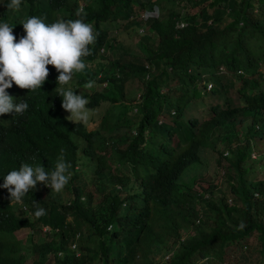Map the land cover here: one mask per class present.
Segmentation results:
<instances>
[{
  "label": "trees",
  "instance_id": "trees-1",
  "mask_svg": "<svg viewBox=\"0 0 264 264\" xmlns=\"http://www.w3.org/2000/svg\"><path fill=\"white\" fill-rule=\"evenodd\" d=\"M55 1L21 0L20 8L8 16L17 20L20 15L31 17L30 13H35L53 19ZM60 3L64 5L61 16L66 20L77 19L76 12L82 9L86 13L84 22L93 19L95 25L106 16L126 18L134 7L155 8L156 14L144 19L147 31L133 46H127L130 41L126 38V44L117 42L110 47L117 50L116 57L101 69L115 89L95 90L93 86L90 93L86 92L90 107L100 100L114 103L122 95L124 82L137 79L139 99L121 109L126 111L136 104L135 129L130 130V120L126 124L122 113L114 115L117 125L123 127L122 135L114 139L110 128L86 130L71 122L48 129V117L44 116L48 105L40 89L23 91L29 107L19 120L28 135L34 136L32 129L39 135L36 152L28 153V158L35 157L32 162L43 165L50 143L74 156L81 142L84 175L94 183L93 189L102 193L99 211L103 222L128 226L135 232L132 239L136 243L143 235L144 243L138 247L142 255L149 251L150 243L152 251L164 244L170 231L177 237L178 228L192 227L194 233L182 238L172 254L157 264H264V167H260L262 176L251 175L254 167L264 162V0H93L84 2L81 8L78 0ZM97 34L88 58L105 42L103 32L97 30ZM113 65L120 69L117 84L110 73ZM146 72L148 76L144 77ZM94 73L86 68L78 73L79 81L87 82ZM208 81L211 84L206 89ZM194 99L198 100V110L182 119L180 108ZM28 111H41L40 129L31 127ZM145 142H149L148 147H143ZM8 147L0 142V163L5 160L11 165L26 152L17 141L9 142ZM204 150L212 151L216 163L223 159L232 170L230 177H225L226 192L211 181L199 189L192 187L195 180L190 173L201 163ZM252 151L257 153L255 158L250 156ZM135 163L143 175L135 172ZM130 171L131 177L139 180L138 191L128 193L122 207L116 183L125 187ZM85 184L84 179L80 190ZM7 199L0 189L1 243L11 241L17 247L13 230L23 223ZM83 199L72 210L74 225L86 220L82 204L88 196ZM130 209L135 211L133 221L125 222ZM151 212L156 215L155 228L150 225ZM52 214L60 216L56 206H52ZM42 220L50 221V217L44 215ZM253 234L255 241L251 243ZM33 237V232H28V250L31 247L33 257L30 264H44L32 247L42 253L53 244L62 248L65 240ZM96 240V246L106 253L105 263L109 262V243L97 236ZM22 259L23 255L16 254L14 261L23 264ZM138 259L125 255L120 262L154 264L148 256Z\"/></svg>",
  "mask_w": 264,
  "mask_h": 264
},
{
  "label": "clouds",
  "instance_id": "clouds-1",
  "mask_svg": "<svg viewBox=\"0 0 264 264\" xmlns=\"http://www.w3.org/2000/svg\"><path fill=\"white\" fill-rule=\"evenodd\" d=\"M32 4L36 6L34 1ZM20 5L21 0H0V134L2 135L0 142L8 147L9 142L17 141L26 148V152L19 155L13 164L7 165L5 160H1L0 163V189L23 223L13 230L14 238L18 241L17 247L11 241H8L9 244H2L3 240L0 237V264H17L14 261L16 254L23 255V264L31 263L33 257L30 253L31 247L28 250V232H33L32 240H37L35 237L40 233V236L52 241H58L61 237L65 239L62 248H57V245L53 244L42 253L32 247L35 253L41 255L44 264H121L120 257L125 255L132 260L133 257L141 260L152 252V244L148 246L149 251L142 255L138 247L144 243L143 235L136 243L132 239L135 232L128 226L120 227L109 221L103 222V214L99 211L102 208L100 205L102 193L93 189L94 183L84 175L85 161L82 158L81 142L74 156L48 142L50 146L46 153V162L43 165L33 163L32 159L34 160L35 157L28 158V153L35 154L39 135L32 128L40 129L43 116L41 111H28V116H31L28 120H32L31 129L34 136L24 131L19 116H23L29 107L22 97V92H34L40 89L41 98L47 100L48 111H44V116L48 117V129H55L61 124L71 122L81 125L86 130L110 128L111 132L117 122L115 118L112 120L114 115L107 109L99 117L95 127L86 128L90 119L89 109L95 107L88 105L86 92L90 93L92 91L90 88L93 86L95 90L115 89L110 86V80L103 77L101 69L107 67L116 57L115 55L104 59L106 56L103 52L104 48L110 49L117 43L112 37H107L106 24L118 26L119 23L126 25L128 21H132L131 25L126 26L136 30L138 34L136 41L147 31L148 23L146 24L144 19L155 15L156 10L155 8L141 10L134 7L135 10L132 9L126 18L118 15L106 16L99 18L95 25L93 19L84 22L82 17L86 16V13L82 9L77 10V19L66 20L61 16L64 5L60 0H56L52 4V14L55 16L53 19L48 20L30 13L31 17L20 15L17 20H11L8 15L18 10ZM78 5L81 8L83 4L78 3ZM97 30L103 32L105 42L97 48V52L91 58H88L92 54L90 45H94L97 40ZM86 68L95 73L87 82V79L80 82L78 73H84ZM219 69H222L221 65ZM119 72L118 67L114 65L110 67V73L115 76L114 84L118 83ZM147 76L146 72L144 77ZM124 84L120 98L124 95ZM210 84V81L206 82L205 88L207 89ZM82 93L85 95L82 96ZM122 102L129 101L122 100ZM189 103L180 108L181 113H184L185 108H189ZM173 110L172 108L171 116L174 115ZM117 113H122L124 116L125 111L119 110ZM14 128L17 129L16 132ZM25 141H28V144L24 143ZM10 153L13 154L11 150ZM134 170L143 175L142 169L136 163ZM130 173L132 174V171ZM84 179L86 184L80 190ZM128 179L130 183L126 182L125 187L116 183L122 207L126 204L125 196L138 191L139 180L131 177ZM95 193L99 194L97 199ZM84 195L88 196L86 202L82 204L86 220L80 225H74L72 210L79 201H82ZM52 206L57 207L60 216L52 214ZM134 213L132 209L127 211L125 222H132ZM44 215H48L50 221H43ZM155 217L156 215L151 212L152 228ZM240 227L243 228V224ZM21 228L27 229L25 238L15 235V231ZM67 231L68 234L65 235ZM96 236L109 243L111 253L108 254L107 263H105L106 253L96 246ZM27 256L28 263L25 261ZM48 256L51 257L52 263L45 262ZM163 260L165 259L159 262ZM151 262L157 264L153 260Z\"/></svg>",
  "mask_w": 264,
  "mask_h": 264
},
{
  "label": "rangeland",
  "instance_id": "rangeland-1",
  "mask_svg": "<svg viewBox=\"0 0 264 264\" xmlns=\"http://www.w3.org/2000/svg\"><path fill=\"white\" fill-rule=\"evenodd\" d=\"M90 0H78V3L80 5H82L84 2H87ZM151 13V12H150ZM106 35L107 37H112L114 39L115 42H121V43H125L126 44V38L129 39L130 43L127 44V46H133V43L137 37V32L133 27L130 26H126L123 25L122 23H119L118 26H112V24H106ZM116 51L117 50H111V49H106L104 48V53L106 54L105 58H112L116 55ZM136 56L140 57L141 53L140 51L136 52ZM125 89H124V95L122 98H119L118 100H114V103H110L109 100H100L99 104L96 105L95 107H93V109H89L90 110V119L86 125V128L88 129H92L93 127H95V125H97L99 117H101L102 113H104V110H109L111 114L115 115L117 111L121 110L123 107L122 105L126 104L128 105V102L124 103L122 102V100L125 101H130V100H134L137 101V94L139 93V81L135 78H128L125 81ZM7 92V91H6ZM8 93V92H7ZM9 94V93H8ZM200 96L201 97H206V94H204V92H200ZM239 102V101H236ZM134 105L130 108L127 109L125 111L124 116L126 117V119L130 120V130L135 129V125H132L133 122H135L136 120H133L134 116L136 113H138V111H134ZM197 107H199V103L198 100H192L189 103V108H185L184 113L182 112L180 114V117L182 119L187 118L188 115L195 113L198 109ZM131 111V112H130ZM134 111V112H133ZM190 111V112H189ZM114 116L112 117V120H114ZM129 120L126 122V124L129 123ZM123 132V127L120 125H116L112 128L111 130V134L112 137L111 139H114L115 136H120L122 135ZM217 147H219L221 149V146L219 143L216 144ZM149 146V142H145L143 144V147H148ZM223 149V148H222ZM256 151L259 152V150L256 149ZM215 154L210 151V150H204L201 155H200V159L202 160L201 163H197L194 170L190 173V176L194 178L195 183L193 184L192 187H194L195 189H199L200 186L204 187L209 181L216 183L217 185H219L218 187L220 189H222L224 192L225 191V177L229 176V174H232V170L230 168H227L228 165L226 164V162L221 159L220 162H215L214 156ZM257 155V153L255 151H252L250 156L252 158H255ZM107 163L109 164L110 167H112L110 165V161L108 159ZM260 167H264V162L261 166L257 165L254 167V169H256V171L254 173H252L251 175L255 174L258 176H262V169ZM129 173V172H128ZM184 173V171H182L180 173V175H182ZM131 177V173H129V175ZM132 178V177H131ZM187 177L185 179H183L182 181H186ZM134 183V181H132ZM130 183V181H129ZM123 193V192H122ZM63 194V192H62ZM99 197L98 193H95V199H97ZM195 221L197 222V218L195 219ZM155 228V227H154ZM27 229L26 228H21L19 230L15 231V235L16 237H20V238H25L26 236V232ZM178 236L176 237L175 234L173 232H169L165 235V243L161 244V246L159 248H156L155 250H153L152 252L148 253V257L155 261L156 263H159V261L161 259H166L169 255L172 254L173 250L178 246L179 241L182 240V238H186L188 235L193 234L194 233V229L192 227H188V228H178ZM41 235V233H40ZM255 241V235H251L250 236V242L254 243ZM168 247L167 251L164 252V248ZM31 256V255H28ZM28 256L26 258V263H28ZM164 261V260H163ZM161 261V262H163ZM46 263H52L51 257L48 256L47 259L45 260ZM259 264V263H258Z\"/></svg>",
  "mask_w": 264,
  "mask_h": 264
}]
</instances>
